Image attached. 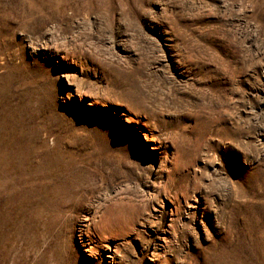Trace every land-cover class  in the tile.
<instances>
[{
	"label": "rangeland",
	"instance_id": "1",
	"mask_svg": "<svg viewBox=\"0 0 264 264\" xmlns=\"http://www.w3.org/2000/svg\"><path fill=\"white\" fill-rule=\"evenodd\" d=\"M0 264H264V0H0Z\"/></svg>",
	"mask_w": 264,
	"mask_h": 264
}]
</instances>
